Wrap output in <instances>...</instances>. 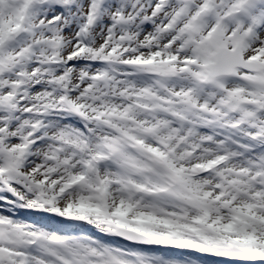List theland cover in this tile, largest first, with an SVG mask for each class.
<instances>
[{"label":"snow or ice","instance_id":"1","mask_svg":"<svg viewBox=\"0 0 264 264\" xmlns=\"http://www.w3.org/2000/svg\"><path fill=\"white\" fill-rule=\"evenodd\" d=\"M0 264H264V0H0Z\"/></svg>","mask_w":264,"mask_h":264}]
</instances>
